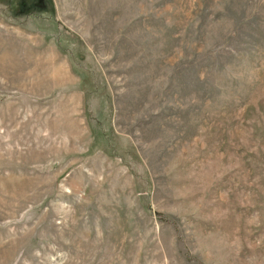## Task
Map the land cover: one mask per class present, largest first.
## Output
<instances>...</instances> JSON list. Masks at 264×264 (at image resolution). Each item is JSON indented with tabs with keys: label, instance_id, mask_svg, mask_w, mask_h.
Segmentation results:
<instances>
[{
	"label": "rangeland",
	"instance_id": "374dc122",
	"mask_svg": "<svg viewBox=\"0 0 264 264\" xmlns=\"http://www.w3.org/2000/svg\"><path fill=\"white\" fill-rule=\"evenodd\" d=\"M0 264H264V0H0Z\"/></svg>",
	"mask_w": 264,
	"mask_h": 264
}]
</instances>
